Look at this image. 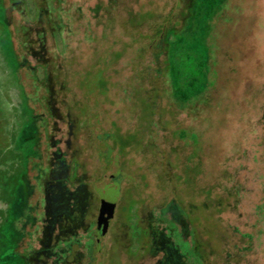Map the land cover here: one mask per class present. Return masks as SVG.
Masks as SVG:
<instances>
[{
  "label": "rangeland",
  "instance_id": "1",
  "mask_svg": "<svg viewBox=\"0 0 264 264\" xmlns=\"http://www.w3.org/2000/svg\"><path fill=\"white\" fill-rule=\"evenodd\" d=\"M197 1L190 27L169 37L179 0L55 11L66 28L53 53L66 62L52 88L67 89L54 120L36 123L31 218L0 264H264V0ZM16 71L0 0V161L28 120ZM61 176L69 191L50 189L67 198L54 218L47 182Z\"/></svg>",
  "mask_w": 264,
  "mask_h": 264
},
{
  "label": "trees",
  "instance_id": "2",
  "mask_svg": "<svg viewBox=\"0 0 264 264\" xmlns=\"http://www.w3.org/2000/svg\"><path fill=\"white\" fill-rule=\"evenodd\" d=\"M208 1L215 3L217 0H206V2ZM197 2V0H179V4L173 11L174 15L170 19V25L172 26L174 18L178 20L172 27L167 25L166 34L168 37L177 29L190 27L191 20L194 19L198 9ZM64 4L65 0H4L5 25L17 60V81L23 91V108L20 113L23 119L28 115V120L21 126L20 120H17L13 144L6 155L7 160L3 157L0 161L1 252L5 251L7 246L17 250L16 242L21 238L18 224H21L23 220L29 221L31 218L28 174L29 165L32 162L31 157H36L38 154L33 148L35 147L33 136L39 131L36 123L40 121L49 123L54 120L56 115L54 110L55 94L60 96L67 89L66 83L61 85L58 93H54L52 88L53 78L57 74L64 73V62H66L62 54L53 53L65 43L63 41L65 22L61 14H55L57 10L58 12L64 10ZM168 42L169 39H167ZM39 70L45 72L44 80L39 76ZM63 103L67 104L68 102L64 100ZM70 103L68 105L71 111L76 106L70 105ZM71 124L73 125V120ZM8 158L17 163L21 170L17 172L15 169L18 167L10 166L11 162ZM64 163L66 164L63 160ZM32 168L37 170V165L34 164ZM66 168L65 165L61 169L64 171ZM50 169L49 166L43 169L46 171L45 174H42L43 180L46 178L50 180L52 176ZM52 180L47 182L49 190L56 188L64 193L69 191L67 188L69 178L66 176H61L54 182ZM66 199V195L63 193L57 195L51 191L49 210L54 218L64 214ZM3 237H6L8 241L4 242ZM175 257L174 255V258L168 259L166 264H178ZM17 258L19 257L9 255L6 260L7 263H12Z\"/></svg>",
  "mask_w": 264,
  "mask_h": 264
},
{
  "label": "water",
  "instance_id": "3",
  "mask_svg": "<svg viewBox=\"0 0 264 264\" xmlns=\"http://www.w3.org/2000/svg\"><path fill=\"white\" fill-rule=\"evenodd\" d=\"M114 204L113 203H111V200H107L105 203H104V205H103V210L105 211V212H111V213H113L114 212ZM97 234H98V236H99V239H101V237H102V228H99V230L97 231Z\"/></svg>",
  "mask_w": 264,
  "mask_h": 264
},
{
  "label": "flooded vegetation",
  "instance_id": "4",
  "mask_svg": "<svg viewBox=\"0 0 264 264\" xmlns=\"http://www.w3.org/2000/svg\"><path fill=\"white\" fill-rule=\"evenodd\" d=\"M50 211V210H49ZM105 226H106V218L103 217L99 220V224H98V229L97 231L99 230V228H102V234H104L105 232Z\"/></svg>",
  "mask_w": 264,
  "mask_h": 264
}]
</instances>
